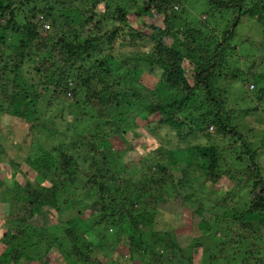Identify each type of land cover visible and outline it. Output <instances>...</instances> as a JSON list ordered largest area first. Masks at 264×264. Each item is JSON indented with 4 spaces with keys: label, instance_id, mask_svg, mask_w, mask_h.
I'll return each mask as SVG.
<instances>
[{
    "label": "trees",
    "instance_id": "1",
    "mask_svg": "<svg viewBox=\"0 0 264 264\" xmlns=\"http://www.w3.org/2000/svg\"><path fill=\"white\" fill-rule=\"evenodd\" d=\"M22 1L47 13L50 25L44 29L35 20L14 28L10 16L0 21V49L6 50L0 58V119L11 117L32 133L40 131L39 110L57 107L67 114L64 121L60 117L64 125L51 122L45 129L49 150H40L38 157L43 167L53 164V179L40 183L37 169L19 172L20 165L9 160L11 168L28 179H13L6 189L7 224L0 246L9 258L0 259V264L37 262L40 250L46 256L48 249L36 240L30 247L32 257L21 258L18 247L32 239H15L27 237L21 225L34 222L43 229L38 222L49 223L60 212L67 187L80 188L91 200L88 209L91 216H99L97 224L117 229L113 251L121 258V252L127 253L130 262L167 264L163 255L174 257L169 251L177 245L170 235L161 238L162 233L147 228L146 215L136 206L143 204L156 217L165 214L163 210L169 213L172 200L179 198L178 207L190 214L188 218L198 217L203 237L216 232L214 256L206 255L207 264H264V172L257 163L264 151V129L243 124L254 118L264 125V73L255 72L263 62L259 51L264 57V0H195L203 6V19L193 29L171 21L172 0H144L140 5L132 0L134 14L120 6L121 0H0V16ZM145 15L161 23H144L146 31L130 26L132 17ZM248 21L261 32L258 41L239 33ZM218 28L220 34L213 31ZM7 36L18 41H8ZM123 46L131 49L126 56L117 52ZM144 70L156 77L152 89L125 87ZM238 85L244 107L227 100ZM69 105L84 118L73 117ZM139 114L147 131L154 124L149 134L168 128L181 146L176 151L157 148L156 158L145 160L129 176L120 154L139 139L131 123ZM198 137L206 143L192 145ZM0 153L5 152L0 148ZM61 176L57 186L55 178ZM235 181L248 191L246 209L229 213L231 200L224 201L223 215L208 218L198 194L225 183L231 191ZM80 236L69 232L73 256L64 259L70 264H102L89 247L84 249ZM55 247L61 254L62 246Z\"/></svg>",
    "mask_w": 264,
    "mask_h": 264
},
{
    "label": "rangeland",
    "instance_id": "2",
    "mask_svg": "<svg viewBox=\"0 0 264 264\" xmlns=\"http://www.w3.org/2000/svg\"><path fill=\"white\" fill-rule=\"evenodd\" d=\"M118 1V0H117ZM139 1V5L144 0ZM132 0H121L119 3L120 6L128 9L131 14L135 13V7L132 6ZM173 10L170 13V17H173L171 20L177 26L179 23L184 24L187 28H196L195 22L199 21V19H203L202 17V5L200 1L195 2V0H172ZM11 11L6 12L3 16H0V21L3 23L10 16V27H20L22 23L28 21H40L45 28L46 25H50L51 17L48 16L47 13L40 12L37 8H33L30 3L27 1H22L21 4L16 8L12 7ZM133 19V20H132ZM145 24L147 25H159L161 20L159 18L152 20L148 16H137L135 18H131L130 26H134L135 29L145 28ZM202 24H208V21H203ZM211 28V26H209ZM239 33L246 37L248 40L255 39L259 40L261 36V32L255 29L251 22H245L244 26L241 27ZM214 32L221 33V28L216 30L213 29ZM131 38V37H130ZM241 36H238L240 39ZM7 40L11 41L14 38L8 37ZM18 41V39L14 40V43ZM140 43L145 45V41H140ZM6 50L0 49V58L4 57V52ZM131 51L127 46L121 47V50H117L118 53H123V56H126L127 53ZM261 55L262 65L255 68V72L260 74L264 73V57L261 52L258 53ZM121 71V70H120ZM123 73V72H119ZM122 78L121 74L118 76ZM156 77L152 76L148 72V70H144L143 74H140L133 79L131 77L126 81L125 87H137L142 90L143 87H147L148 89H152L155 86ZM143 86V87H142ZM242 85L235 86L231 88L230 94L227 96V100L229 103H238L241 107L246 105V102L239 101V94L242 91ZM69 102V101H65ZM28 105V104H27ZM70 106V111L72 112V116L75 115L80 118H84L82 116V112L77 115V111L72 105ZM66 112H61L60 108L53 107L50 110L42 109L39 110V118L40 123L38 128L40 131L35 130L32 133L26 131V126L22 128V125L17 120H14L11 117L5 116L0 119V148L2 152H5L4 155L0 153V241L2 242L1 237L3 236L4 227L7 223L4 222L7 219V215L5 216L4 209L6 207L8 194L6 189L11 187V182L14 180H21L24 182L27 177H23L21 174H18L16 170H13L10 166L9 160L15 161L20 165L19 172L25 173L28 169L31 170L37 169L39 174H37L36 178L40 183L49 182L54 173L53 164L47 163L43 167V163L41 159H38L40 156V150H49L45 138V129L50 128L51 122H56L58 127L64 125L60 121V117L62 116V120H66ZM82 116V117H81ZM142 115H137L135 120H131V123L134 124V129L139 135V139L133 141L131 146H129L128 150H124L123 153L120 154L123 164L125 165V169L127 174L131 176V173L142 166L145 160H154L156 158L155 151L157 148L161 149V151H165L167 149L175 150L177 146H181L177 144L172 132L168 128H160L158 131L151 132V127L154 124L148 125L149 131H147L146 123L143 119ZM132 119V118H131ZM244 126L248 129L259 130L264 129V125L262 123L257 122L254 118L247 119L243 122ZM76 125V124H74ZM41 129H43L41 131ZM212 132V129L209 130ZM206 143L205 139L197 138L192 141V145H204ZM45 151V152H47ZM177 151L175 153V157L178 156ZM159 155V154H158ZM160 156V155H159ZM28 158L30 161L24 162V160ZM142 159H144L142 161ZM26 163V164H25ZM258 165L262 168L264 172V151L260 153V156L257 160ZM84 166H88V164H84ZM139 171V169H138ZM38 173V172H37ZM175 180L179 179V172L174 173ZM63 176L60 178H55L57 181V186L61 185V180H63ZM237 182L235 181L234 184ZM66 184V183H65ZM68 185V183H67ZM224 187L225 190L221 193L220 189ZM223 189V188H222ZM230 185L225 183L223 185L216 186H208L203 188L202 193L200 192L198 196L203 198V211L204 214L208 216H221L223 215V207L222 202L226 201L227 203L231 200V204L229 205L228 212H233V209H236L237 212H243L247 207V190L242 186L241 182L236 184V188L229 191ZM62 197L59 202L60 212L51 220L49 223L37 222L42 225L43 229H40L39 225H32L28 223L25 226H20V231H24L27 237H20L15 239V241H19L21 239L30 238L32 239L29 242H24L25 240L20 241L25 244L18 247L17 250L22 251L23 257L26 258L32 255L30 254L31 245L35 243V241H40L44 244L43 249H48L46 256L42 257L43 250H40V253L36 256L37 262L27 263L25 264H70V259L65 260V256H73L71 253V237H69V232L72 231L73 235L79 233L82 237V245H84V249L89 247V252L91 255L100 260L102 264H114L113 262H120V264H140L139 261L130 262V259L127 253L121 252L124 257L121 258V255L115 253L113 251L116 246V233L117 229L113 228L111 224H101L99 222V216H91V211L88 209L90 206L91 200H87L86 194L80 189L74 187H67L62 190ZM152 192V190H151ZM225 192H228L226 194ZM5 193V194H4ZM149 193V189H148ZM71 197V198H70ZM64 198H70V202L68 204L62 203ZM223 200V201H221ZM174 201L173 208L167 211L163 210L165 214L158 213L155 217L152 214V211L148 208H145L143 204H139L136 206L138 212L142 211V214L146 215L145 221L147 224V228L153 229L155 232L162 233L161 238H165L167 234L170 235L172 243L177 245L173 249L170 250V253H173L174 257H168L169 253H165L163 256V260L167 264H207V257L213 255L212 250V239L213 234L216 233L211 232L210 237H203L205 234L200 231V226H198L199 220L196 218H188L189 213L185 214V210L181 207H178L181 200L177 198ZM225 202V204H226ZM169 204H172L171 200ZM163 206L160 207L162 210ZM229 215V214H228ZM185 217V218H182ZM184 219V220H183ZM44 223V224H43ZM34 226V227H33ZM215 226V224H214ZM8 227L11 226L8 224ZM14 229V228H13ZM13 231V230H12ZM11 234V233H10ZM12 237V236H8ZM123 238V237H122ZM19 242V243H20ZM59 244V245H58ZM123 246V243H120ZM55 246H62L61 254L57 250ZM173 246V244H172ZM21 248H26L21 250ZM0 246V259H8V251ZM122 247H119L121 250ZM3 251V252H2ZM113 251V252H112ZM37 254V253H35ZM208 254V255H207ZM207 255V257H206ZM219 257V256H215ZM23 261V260H22ZM40 262V263H38ZM149 260L147 259L144 264H148ZM216 264H224L222 262L217 261ZM232 264V263H231Z\"/></svg>",
    "mask_w": 264,
    "mask_h": 264
},
{
    "label": "built area",
    "instance_id": "3",
    "mask_svg": "<svg viewBox=\"0 0 264 264\" xmlns=\"http://www.w3.org/2000/svg\"><path fill=\"white\" fill-rule=\"evenodd\" d=\"M45 28L48 29V26L46 25ZM210 130H211V129H210Z\"/></svg>",
    "mask_w": 264,
    "mask_h": 264
}]
</instances>
